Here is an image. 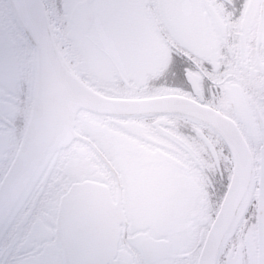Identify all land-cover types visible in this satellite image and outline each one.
<instances>
[{
	"label": "flooded vegetation",
	"instance_id": "af4514ba",
	"mask_svg": "<svg viewBox=\"0 0 264 264\" xmlns=\"http://www.w3.org/2000/svg\"><path fill=\"white\" fill-rule=\"evenodd\" d=\"M235 3L206 0L205 7L193 9L189 0H92V23L86 33L77 31L79 46L58 44L56 49L67 69L103 95L179 96L215 109L236 124L251 155V178L214 264H264L257 222L252 223L261 146L264 150V0H243L238 23L230 19ZM8 8L7 0H0V17ZM193 17L218 21L231 31L221 43L208 28L196 55L189 56L176 32ZM98 18L101 25L96 27ZM102 37L109 46L100 43ZM82 54L92 67L86 68ZM181 57L186 66L183 78L177 79L174 68ZM28 70L32 78L22 77L11 91L0 79V183L32 113L36 63ZM91 70L101 74V82L107 79L121 90L107 92L96 88V81L88 84L96 77ZM74 129L96 151L75 137L51 156L18 201L40 205L35 222L47 228L43 217L59 209L65 198L64 204L71 201L95 236L116 247L127 264H199L232 181V153L223 138L207 124L178 113L122 116L80 110ZM83 181L104 189L71 192L82 199L70 200V186Z\"/></svg>",
	"mask_w": 264,
	"mask_h": 264
},
{
	"label": "water",
	"instance_id": "95a60500",
	"mask_svg": "<svg viewBox=\"0 0 264 264\" xmlns=\"http://www.w3.org/2000/svg\"><path fill=\"white\" fill-rule=\"evenodd\" d=\"M91 1L83 0L77 4L89 5ZM7 2L10 6L14 0ZM71 14L83 22L82 28L78 30L86 33L92 23L90 7L74 6ZM80 110L122 116L160 112L183 114L212 127L224 141H227L233 159L232 181L199 257V264H214L227 227L251 178V155L236 124L215 109L179 96L145 99L104 96L89 88L69 71L61 62L57 50L55 57L43 56L36 62V95L32 113L21 144L0 183V213H3L9 204L19 201L26 187L35 180L40 169L55 152L65 148L73 138L80 137L74 129L76 115ZM257 119L260 130L262 120L258 113ZM80 138L96 151L91 141L84 137ZM262 170H264L263 147L260 149L259 175ZM100 189V186L93 182L74 183L70 186L67 197L79 201L82 198L74 197V194L72 196L71 192H94ZM262 197L264 184L259 181L257 209L264 207ZM64 199H61L60 208L64 206ZM256 236L263 255L264 223L259 220Z\"/></svg>",
	"mask_w": 264,
	"mask_h": 264
},
{
	"label": "snow or ice",
	"instance_id": "6c2138e0",
	"mask_svg": "<svg viewBox=\"0 0 264 264\" xmlns=\"http://www.w3.org/2000/svg\"><path fill=\"white\" fill-rule=\"evenodd\" d=\"M74 6L91 5H78L76 0H64L62 7L51 0H14L0 17V79L8 90H14L22 77L31 79L33 73L28 69L41 57H55L58 44L79 46L77 31L83 22L72 16ZM205 6L206 0H189V7L193 9ZM233 6L236 12L230 19L238 23L243 0H236ZM208 28L215 31L221 43L231 31L218 21L209 23L193 17L176 32L189 56L196 55L200 36ZM185 66L184 58L176 60L177 79L183 78ZM258 179L264 184V170ZM41 211L38 203L13 202L0 213V264H127L119 257L116 247L95 236L71 201L43 217L49 225L47 228L35 222ZM257 220L264 223V207L256 210L252 223ZM139 264L150 262L143 260Z\"/></svg>",
	"mask_w": 264,
	"mask_h": 264
},
{
	"label": "rangeland",
	"instance_id": "374dc122",
	"mask_svg": "<svg viewBox=\"0 0 264 264\" xmlns=\"http://www.w3.org/2000/svg\"><path fill=\"white\" fill-rule=\"evenodd\" d=\"M101 18H98L97 19V23H96V27L97 26H100L101 24ZM104 38L105 37H102L101 39H99V41H100V43L102 44V45H104V46H109V44L108 43H105L104 42ZM83 45H80V47H82ZM85 47V46H84ZM85 49V48H84ZM66 52L68 53V51L66 50ZM82 57H83V60H84V63H85V65H86V68H89V66L90 67H92L91 65H90V59H89V57L87 56V55H85V54H82ZM150 69V68H149ZM77 72V71H76ZM80 73V72H79ZM91 73L94 75V73H95V75H96V77H94L93 78V76H91L92 78H90L91 79V81L89 80L88 81V84L90 83V84H92V81H96L97 83L95 84L96 86V88H104V90H106L107 92H112V91H114V90H116L117 92L118 91H120L121 89H119V88H117V87H115V89H114V87H111L110 85L111 84H107V83H111V81H109V80H107L103 75H102V79H106V80H103L102 82L100 81V78H101V74L98 72V71H96V70H91ZM109 76H110V72H109V74H108ZM113 85V84H112ZM123 89H125V87L123 86L122 87V90ZM249 118V117H248ZM247 118H245V120H246ZM247 121H249V119L247 120ZM254 131V130H253ZM235 262V259H233V261H232V263H234Z\"/></svg>",
	"mask_w": 264,
	"mask_h": 264
},
{
	"label": "bare ground",
	"instance_id": "6f19581e",
	"mask_svg": "<svg viewBox=\"0 0 264 264\" xmlns=\"http://www.w3.org/2000/svg\"><path fill=\"white\" fill-rule=\"evenodd\" d=\"M69 70V69H68ZM70 71V70H69ZM93 90V89H92ZM100 186V185H99ZM101 188V187H100ZM102 189H104V188H101L100 190H102ZM99 191V190H98ZM95 192V191H94Z\"/></svg>",
	"mask_w": 264,
	"mask_h": 264
}]
</instances>
